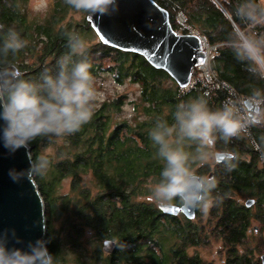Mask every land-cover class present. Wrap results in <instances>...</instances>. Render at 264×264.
Masks as SVG:
<instances>
[{"label": "trees", "instance_id": "trees-1", "mask_svg": "<svg viewBox=\"0 0 264 264\" xmlns=\"http://www.w3.org/2000/svg\"><path fill=\"white\" fill-rule=\"evenodd\" d=\"M25 0H0V67L13 65L24 79L41 82L43 74L55 75L62 67L70 69L86 59L93 65L94 78L108 73L113 82L128 81L138 86V98L132 102V120L113 121L126 104L125 96L94 102L92 120L72 135L38 137L28 147L32 163L39 149L48 145L54 153L46 175L33 180L44 203V247L54 256L65 242H77L80 225L86 223L101 238L116 239L118 252L111 264H210L189 248H203L220 242L223 264H254L252 252L243 245L247 234L264 230V6L260 0H152L167 12L170 27L176 31V14L185 18L187 28L217 46L209 68L215 78L228 86L237 97L259 99L261 104L249 117V136L225 139L216 130L214 153H235L230 163L202 162L208 147L179 132L178 116L196 100L207 110H223L225 91L208 96L198 91L179 95L178 86L163 70L152 68L141 56L121 52L97 41L79 49L92 29L83 18L65 22L67 12L75 9L65 0H53L49 16L38 21L26 18ZM86 17V15H85ZM9 28H14L26 46L17 52L5 49ZM183 33H186L184 30ZM108 62V66L104 63ZM255 121V123H253ZM172 149L187 154L189 169L203 180L216 183L213 204L203 215L195 211L193 220H168L156 210L149 197L148 183L156 185L166 166L160 145L151 139L153 131L165 132ZM254 145L257 149L254 148ZM70 180V192L55 196L60 180ZM244 199L243 203L242 200ZM73 207L78 211L69 212ZM241 200V201H240ZM247 201L252 204L245 206ZM73 218V221H72ZM196 218H198L197 223ZM60 220L59 235H53ZM257 228L250 231V225ZM76 229V232L73 230ZM70 231L76 235H71ZM78 232V233H79ZM60 235L62 237H60ZM243 244V245H242ZM242 246V248H241ZM63 263V262H62ZM262 264V260L260 261Z\"/></svg>", "mask_w": 264, "mask_h": 264}, {"label": "clouds", "instance_id": "clouds-1", "mask_svg": "<svg viewBox=\"0 0 264 264\" xmlns=\"http://www.w3.org/2000/svg\"><path fill=\"white\" fill-rule=\"evenodd\" d=\"M76 11L88 15H103L113 0H65ZM4 26L0 25V29ZM26 46L20 34L9 28L5 49L17 52ZM93 65L83 59L70 69L61 68L55 75L45 73L41 82L23 78L17 69L0 77V141L10 151L28 146L38 137L72 135L88 124L94 115L96 89L92 74ZM182 136L198 140L205 147H214L219 130L225 139L236 136L241 122L230 109L217 112L207 110L202 101L190 102L178 116ZM255 123V121H253ZM173 131H153L151 139L160 145V155L166 166L160 172L161 179L153 189V199L164 204H179L190 208L202 207L207 211L213 204L216 183L212 178L203 180L195 176L187 165L188 156L181 150L172 149L166 135ZM235 153H218L216 163H230ZM49 165L45 158H38L23 175L30 180L42 175ZM40 242H38L39 244ZM116 241H105L106 246ZM30 251L9 248L0 244V264H54V257L46 248L30 246Z\"/></svg>", "mask_w": 264, "mask_h": 264}, {"label": "water", "instance_id": "water-1", "mask_svg": "<svg viewBox=\"0 0 264 264\" xmlns=\"http://www.w3.org/2000/svg\"><path fill=\"white\" fill-rule=\"evenodd\" d=\"M167 15L152 0H113L103 15H88L84 19L101 44L141 56L183 88L194 68L203 64L205 58L199 38L189 32L177 34L170 27ZM16 71L13 65L0 67V77L10 72L15 75ZM245 106L249 117L258 111L253 104ZM217 154L213 155L214 159ZM30 162L29 147L10 151L0 141V244L23 251H30V246L45 248L43 199L33 177L29 180L23 175ZM251 204L252 201H247L245 206ZM158 210L172 216L181 213L187 220H193L196 208L160 205ZM261 260L264 264V255Z\"/></svg>", "mask_w": 264, "mask_h": 264}, {"label": "rangeland", "instance_id": "rangeland-1", "mask_svg": "<svg viewBox=\"0 0 264 264\" xmlns=\"http://www.w3.org/2000/svg\"><path fill=\"white\" fill-rule=\"evenodd\" d=\"M262 5L264 6V0H260ZM53 0H25L24 4L22 5V10L23 13L25 14L26 18L29 20L33 21H40L47 16H49L51 8H52ZM85 13L80 12V11H69L66 14V18L64 19L65 22H80L85 18ZM87 16V15H86ZM175 22L177 24V32L181 33V35L187 34L183 33L184 28L183 26L179 23V20L175 18ZM98 40L97 36L92 32V34L89 35L88 38L83 40L80 46L78 47L79 49H82L88 45H93L96 43ZM104 66H108V62L104 63ZM94 87L96 89V98L95 100L97 102H102L105 100H111L113 98H116L118 96H125L126 98V104L122 106V110L120 113L115 116L114 120L115 122L118 121H123V120H132L134 116V112L132 110V102L133 100H136L138 98L139 89L138 86L135 84H132L128 81H123L121 85L116 84L113 82V78L111 77L110 74L102 72L100 75H98L95 78L94 82ZM211 147H208L210 149ZM54 153V149L51 146L45 145L42 146L39 149V158H45L47 155H52ZM215 153L211 149L208 150V152H205V155H203V159L201 160L202 162H209V163H214V156ZM193 173H195L197 170L196 169H190ZM47 168L43 170V176L46 175ZM202 179L206 178V175L201 176ZM147 189H149V197H152L153 189L155 187L154 184L148 183ZM55 188V196L59 198V196H64L70 192V180L69 179H64L60 180L58 185ZM241 201V200H240ZM244 199L242 200L241 203H243ZM155 204L157 205L159 202H156L154 200ZM199 211L201 214H205L206 211L203 210L202 207H198ZM198 218H196V223H197ZM60 220H57L55 222V225L52 226L53 229V236L56 237V235H59V228H60ZM257 228L256 223H252L250 225V231L252 229ZM60 237H62L60 235ZM78 241L77 244H71L68 240V242L64 243V246L61 249V253L58 251L57 254H55L54 257V264H86L88 263V257H89V263L93 261L91 259V255L85 250L86 247L89 248V245L87 244L88 242V237L86 234L77 237ZM83 244V245H82ZM220 242L218 241H211L207 245H205L203 248H189L188 253L189 254H197L203 262H207L210 264H223V261L225 260V254L224 251L221 249ZM243 245V244H242ZM77 246V247H76ZM242 248V246H241ZM243 249L245 251H251L252 252V261L254 264H261V256L264 255V230L253 231L251 234H247L245 243L243 245ZM91 256V257H90ZM97 255L95 254L94 258H96ZM63 262V263H62Z\"/></svg>", "mask_w": 264, "mask_h": 264}, {"label": "built area", "instance_id": "built-area-1", "mask_svg": "<svg viewBox=\"0 0 264 264\" xmlns=\"http://www.w3.org/2000/svg\"><path fill=\"white\" fill-rule=\"evenodd\" d=\"M176 18L179 20V23L183 26L184 30H187L190 34L196 35L200 40L202 53L204 54V63L201 65H197L192 74L189 78L188 84L178 89V94L183 95L188 91H198L202 93L204 96H208L211 92L214 91H225L226 95L225 98L222 101V108H228L232 111L233 116L235 119L240 120L241 122V130L236 136H240V134H244L247 137L249 136V112L246 109V103L253 104L254 106H260L261 102L259 99L254 98H248V97H237L236 94L231 90L228 86H226L224 83H221L220 81L215 78V74L213 71L209 68V62L213 59L215 56V51L217 46L210 45L207 40L203 36H200L198 33L192 31L191 29L187 28L185 24V18L180 13L176 14ZM183 30V32H184ZM176 33L181 35V33ZM187 32V33H188ZM234 136V137H236ZM254 148L257 149V147L254 145ZM261 162L264 163V156L261 157Z\"/></svg>", "mask_w": 264, "mask_h": 264}, {"label": "flooded vegetation", "instance_id": "flooded-vegetation-1", "mask_svg": "<svg viewBox=\"0 0 264 264\" xmlns=\"http://www.w3.org/2000/svg\"><path fill=\"white\" fill-rule=\"evenodd\" d=\"M70 202H71V205H70V208H69V212L73 216V214L75 212H77L78 209H77L76 206H75V208L73 207V205H72L74 203L73 200H70ZM160 205H171V206H175L177 208L181 206L179 204H164V203H158L156 205V210H158V207ZM158 211H160V210H158ZM160 214H162L168 220H170L171 218H175L176 219V218H182V217H184L181 213H178L177 215H174V216H172V215H165L162 212ZM72 221H73V218H72ZM73 231L76 232V229L73 230ZM74 232L70 231V234L71 235H76L77 234V235H79L78 237L86 234V236L88 237L87 244L89 245V248L86 247L85 250L89 253V255L92 256V257L91 256L90 257H91V259L93 261H91L89 263V257H88V263H86V264H111V263H104L103 260H105V259H111V258L114 257V255L117 254V252H118L117 249H118V243L119 242H117L116 239L101 238V235L99 234V232H96L95 230H93L91 227H89V225H86V223H82L80 225V232L78 231L79 233L76 232V234H75ZM77 241H78V239H77ZM105 241H116L117 243H115V244H109L107 246V248L105 249ZM74 244H77V242H75ZM95 254L97 255L96 258H94ZM117 264H119V263H117Z\"/></svg>", "mask_w": 264, "mask_h": 264}]
</instances>
